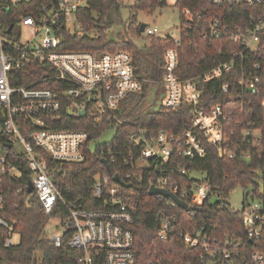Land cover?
<instances>
[{
    "label": "built area",
    "instance_id": "2783aa9c",
    "mask_svg": "<svg viewBox=\"0 0 264 264\" xmlns=\"http://www.w3.org/2000/svg\"><path fill=\"white\" fill-rule=\"evenodd\" d=\"M210 2L214 6L248 5L256 11L250 14L248 26H241L223 23L218 17L204 19L200 13L182 9L186 22L181 24L179 36H166L172 44L164 49L160 80L140 74L127 48L61 49L63 39L54 25L63 18L69 30L78 28L81 33L76 13L87 5V0H54L41 9L40 21L26 15L7 34L0 29V243L10 247L16 244L14 235H19L15 221L3 215L8 200L4 182L8 176H20L24 168L30 174L28 181L32 182L33 192L45 213L52 216L57 212L50 220L58 219L60 228L52 236L45 232V236L56 247L77 250L75 264H135V236L131 227L135 205L126 199L124 186L114 176L119 174L123 181L133 185L135 180L142 181L146 173L148 190L155 186L174 192L194 207L188 210L192 215L196 214V206L212 198H216L220 207L242 215L245 236L241 239L213 238L200 229H181L180 236L187 246L203 249L202 262L264 264V250L256 246L264 234V183L257 193L254 188L246 191L242 207L236 208L229 203V196L221 195L207 180L178 184L171 172L172 162L178 157H204L207 143L228 158L249 160L252 150L262 142L261 131L253 128V122L240 135L230 128L234 119L232 111L220 100L204 101L203 92L207 82L229 73L238 58H245V51L264 46V0ZM22 25L29 29L26 40L22 38ZM194 28L199 30L208 47L221 50L217 42L228 40L241 44L243 50H232L228 59L218 58L209 70L182 78L178 73L182 34ZM144 30L150 35L156 34L147 25ZM35 64L50 72L20 83L21 73L26 70L24 75L29 76ZM26 77L22 79L27 80ZM147 82L161 85L154 90L159 96L163 89L161 106L171 110L184 104L190 107V124L182 133L153 129L120 116L126 100L140 92ZM261 84V76L247 69L237 80L221 84V91L232 99L241 91L257 93ZM157 108L155 105L154 109ZM82 109H86L85 115L80 114ZM63 110L72 118L89 116L98 125L106 122L102 133L114 128L115 135L109 141L98 143L99 137L91 139L87 129L54 127ZM121 125L130 127L123 147L116 142ZM236 125H242V121ZM94 154L101 158V165L94 175L92 197L101 203L90 207H85L83 201L74 204L58 186L55 172L62 170L64 163L82 162ZM111 163H119L117 167L124 175L109 173ZM176 170L180 177L187 174L181 163ZM156 196L160 200L166 198L170 207L178 205L171 198ZM61 205L68 208L66 215L61 214ZM156 214L160 218L158 235L168 239L172 229L180 224L179 217L165 207L156 210ZM159 263L163 264L161 259Z\"/></svg>",
    "mask_w": 264,
    "mask_h": 264
},
{
    "label": "trees",
    "instance_id": "16d2710c",
    "mask_svg": "<svg viewBox=\"0 0 264 264\" xmlns=\"http://www.w3.org/2000/svg\"><path fill=\"white\" fill-rule=\"evenodd\" d=\"M52 1L54 0H0V29L7 34L8 28L17 25L26 15H33L37 21H40L41 9ZM121 1L87 0V5L76 13L81 33L78 28L74 31L69 30L65 20L60 19L54 27L63 39L61 49L116 51L127 48L134 50L136 52L134 56L137 58L133 56L136 70L144 77L160 80L163 73V52L172 44V40L168 37H155L148 34L151 36L150 44L144 48H137L125 41H113L109 37L108 27L124 6L121 5ZM174 4L181 11L189 8L194 14L200 13L204 19L218 17L223 23L241 26H248L250 14L256 11L255 7L248 5L214 6L210 0H175ZM158 5L159 7L167 5V0H135L133 5H128L131 14L129 31L141 32V23L134 14L137 10L151 11ZM183 15L182 13L181 24L186 22ZM14 32H17L16 36L19 38V32L17 30ZM182 37L180 71H178L182 78L209 70L217 63L218 58L228 59L232 50H243L241 44L228 40L217 42L221 50L214 46L208 47L196 28L183 33ZM245 52L246 57L238 58L229 73H224L205 84L203 100L209 103L216 100L223 102L226 109L233 113L234 119L229 127H232L239 135L248 127L249 122H253V128L261 131L262 142L258 148L252 150L249 160L228 158L208 143L204 157H178L177 161L172 162L171 167L172 176L178 184L189 185L192 180L204 179L221 195L229 196L237 186L246 187V184H254V191L256 190L257 193L260 184L256 183V180L260 179L264 183V46L260 45L255 51ZM203 54H206V58H203ZM34 67L33 73L27 77L24 75L26 70L21 73L20 83L30 82L32 78L35 79L43 76L47 71L50 72L44 66L35 64ZM247 69L261 76L260 90L257 93L241 91L236 98L232 99L224 95L221 84L237 80ZM22 77H26L27 80ZM159 86L161 87L154 82L145 83L140 92L126 100L127 103H124L120 116L153 129L163 128L178 135L189 127L190 107L184 104L177 110H171L159 103V108L154 109L158 101H151L150 98ZM162 92L163 89L159 92V96H156L159 102H161ZM59 116L60 120L53 124L54 127L87 129L91 139L99 137L103 129L107 127L106 122L98 125L89 116L69 117L64 110L59 113ZM239 120L242 121V125H236ZM129 129L130 127L126 125L119 127L116 142L120 147L126 145ZM179 163L187 169V174L181 177L176 170ZM115 164L111 163L109 173H120L123 176L124 171L117 167L119 163ZM100 165L101 158L94 154L82 162L64 163L62 170L55 172L56 182L68 201L74 204L83 201L85 207L101 203L92 197L94 175L100 171ZM21 172L20 176H8L5 179L8 200L3 214L15 221L20 240L10 247L0 243V263L7 261L11 264H75L77 250L67 246L56 247L45 236L46 225L51 217L57 215V212H54L52 216L45 213L34 192H27L30 176L28 170L22 168ZM197 173L202 176H198ZM123 191L126 199L135 205L134 221L131 226L135 236V264H160L159 259L163 264H205L200 259L203 249L187 246L180 236L182 228L200 229L203 234L213 238L241 239L245 236L242 215L220 207L216 198L207 199L196 206V214L192 215L178 205L168 206L166 198L160 200L156 195H150L146 173L142 181L135 180L131 187H123ZM163 207L177 213L180 223L172 229L168 239H162L158 235L160 218L157 217L156 210ZM67 209L61 205V214L66 215ZM256 246L264 250V234L257 241Z\"/></svg>",
    "mask_w": 264,
    "mask_h": 264
},
{
    "label": "rangeland",
    "instance_id": "374dc122",
    "mask_svg": "<svg viewBox=\"0 0 264 264\" xmlns=\"http://www.w3.org/2000/svg\"><path fill=\"white\" fill-rule=\"evenodd\" d=\"M17 1V0H14ZM135 0H122L121 5H124L120 9V14L116 15L115 19L110 23L108 27V34L109 37L113 41H125L128 43H132L137 48H144L149 46L150 44V35L146 32V30L137 32H130V9L129 6L134 4ZM129 5V6H128ZM135 17L139 23H146V25L155 30L156 34L153 36L155 37H166L167 35H176L179 36L181 34L180 27H181V16L182 11L179 7L174 4V0H167V5L159 7H155L154 10H137L134 13ZM22 31V38L26 40L29 36V29L27 26H21ZM132 55H135L134 50H130ZM135 59H137L134 56ZM151 101H158L156 106H159V100L156 98L155 91L152 93ZM115 135V129L110 128L102 133L99 138L97 139L98 143H103L105 141H109ZM21 147V146H20ZM22 148V147H21ZM198 176H202L201 174L197 173ZM256 183L262 185V181L260 179L256 180ZM254 187V184H246L245 186H237L234 190L230 192L229 195V203L236 207L241 208L244 201V193L246 191H251ZM58 219L52 218L49 223L46 225L45 232L48 236H52L54 232L60 228L58 226ZM20 240V236L18 234L14 235V242L18 243ZM0 264H11L10 262L3 261Z\"/></svg>",
    "mask_w": 264,
    "mask_h": 264
},
{
    "label": "water",
    "instance_id": "95a60500",
    "mask_svg": "<svg viewBox=\"0 0 264 264\" xmlns=\"http://www.w3.org/2000/svg\"><path fill=\"white\" fill-rule=\"evenodd\" d=\"M145 27H146V23H141L140 24V31H144ZM11 28H12V26H10L8 28V31H10ZM80 114L81 115H85L86 114V109L80 110ZM114 180L116 182L120 183L124 187H131L132 186V183H126L125 181H123L122 178L119 176V174H115ZM33 190H34V186H33L32 182L29 180L28 181V185H27V192L28 193H32ZM148 192H149L150 195H162L164 197L171 198L178 204V206H180V207H182V208H184L186 210L190 211V210L194 209L193 206H189L186 201L182 200L174 192H172V191H170L168 189L151 186L149 188Z\"/></svg>",
    "mask_w": 264,
    "mask_h": 264
}]
</instances>
